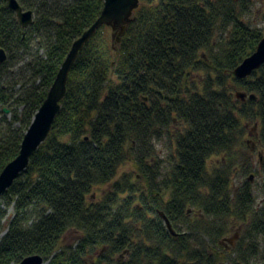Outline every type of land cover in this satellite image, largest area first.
<instances>
[{"label": "trees", "instance_id": "obj_1", "mask_svg": "<svg viewBox=\"0 0 264 264\" xmlns=\"http://www.w3.org/2000/svg\"><path fill=\"white\" fill-rule=\"evenodd\" d=\"M17 1L34 22L23 28L0 0V174L104 8V0ZM254 2L140 0L119 44L110 27L98 29L47 139L0 198V264L36 255L45 264H264V165L260 204L248 179L232 183L248 161L249 123L264 149V65L234 76L264 38V13L262 28L246 21ZM17 60L28 64L14 93L5 83ZM165 138L166 161L156 146ZM128 165L134 173L121 174ZM70 232L76 244L62 245Z\"/></svg>", "mask_w": 264, "mask_h": 264}, {"label": "water", "instance_id": "obj_2", "mask_svg": "<svg viewBox=\"0 0 264 264\" xmlns=\"http://www.w3.org/2000/svg\"><path fill=\"white\" fill-rule=\"evenodd\" d=\"M140 0H104V8L96 22L86 30L72 45L65 61L63 62L57 77L50 88L47 97L35 114L31 126L26 132L20 153L16 159L11 161L0 174V198L14 184L19 176L26 171L32 155L38 150L41 144L47 139L52 125L60 111V103L64 99L67 91L69 74L85 44L96 34L101 26H108L112 29V38L116 44L121 42L129 25L133 21V13L139 7ZM8 8L14 12L20 25L23 28L31 26L34 22L33 12L25 11L17 0H7ZM7 60L4 50H0V62ZM264 65V38L259 42L256 51L246 58L234 71L237 79H246ZM236 98L245 100L248 95L238 92ZM254 95L248 99H255ZM9 113L8 110H5ZM168 229L174 235L173 228L169 220L161 213ZM238 234L228 240L234 245ZM20 264H45L40 256L25 258Z\"/></svg>", "mask_w": 264, "mask_h": 264}, {"label": "rangeland", "instance_id": "obj_3", "mask_svg": "<svg viewBox=\"0 0 264 264\" xmlns=\"http://www.w3.org/2000/svg\"><path fill=\"white\" fill-rule=\"evenodd\" d=\"M263 13H264V0H255L251 14L248 16L246 21L252 27L262 28ZM27 64L28 62H26V60L25 61L17 60V62L15 61V66L11 70V76L8 77L9 79H7L5 85L9 87H14L15 84L14 81L17 80L19 75H23L22 68H24V66H26ZM14 88L16 89L14 93L19 92L20 87L15 86ZM247 132H248L247 136L245 137V143L247 147V152L245 153L246 155L245 157L248 161H243L245 163L244 167H246L247 170H245L244 167H239L237 169L236 173L233 176V182H232L233 189L238 188L248 179L249 182L252 184L255 197L257 198V203L260 204L262 200L260 185L263 181L260 168L262 165H264V149L261 147L260 142L258 140V135H259L258 124L249 123L247 125ZM156 144L159 155L163 160L166 161L173 152V148L171 147L170 141L168 140V138H165L164 140L156 142ZM220 159L222 158L221 157L213 158L211 161L212 163L211 166L213 167L214 164H217L220 161ZM133 170L134 167L132 165H128L121 171V174L124 172L131 174L134 173ZM103 190H106V187L102 188V190L97 191V198H95L93 201H98V199L101 198ZM234 232H237L239 237L242 230L241 228L237 227L235 228ZM2 237L3 236L0 235V240ZM75 244H76V233L70 232L67 236H65L62 245L74 246ZM227 244L229 243L227 242Z\"/></svg>", "mask_w": 264, "mask_h": 264}]
</instances>
